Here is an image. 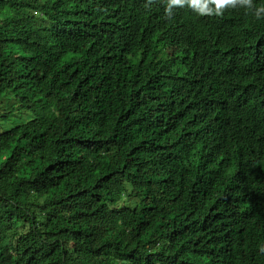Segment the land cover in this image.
I'll use <instances>...</instances> for the list:
<instances>
[{"label": "trees", "instance_id": "obj_1", "mask_svg": "<svg viewBox=\"0 0 264 264\" xmlns=\"http://www.w3.org/2000/svg\"><path fill=\"white\" fill-rule=\"evenodd\" d=\"M0 264H264V0H0Z\"/></svg>", "mask_w": 264, "mask_h": 264}, {"label": "rangeland", "instance_id": "obj_2", "mask_svg": "<svg viewBox=\"0 0 264 264\" xmlns=\"http://www.w3.org/2000/svg\"><path fill=\"white\" fill-rule=\"evenodd\" d=\"M21 119V115L19 113H16L15 115H13L11 117V120L7 121V122H0V127L2 130H6L12 127V125Z\"/></svg>", "mask_w": 264, "mask_h": 264}, {"label": "snow or ice", "instance_id": "obj_3", "mask_svg": "<svg viewBox=\"0 0 264 264\" xmlns=\"http://www.w3.org/2000/svg\"><path fill=\"white\" fill-rule=\"evenodd\" d=\"M180 2H181V0H173V3H176V4H178V3H180ZM219 2H220V3H226L227 0H219Z\"/></svg>", "mask_w": 264, "mask_h": 264}, {"label": "bare ground", "instance_id": "obj_4", "mask_svg": "<svg viewBox=\"0 0 264 264\" xmlns=\"http://www.w3.org/2000/svg\"><path fill=\"white\" fill-rule=\"evenodd\" d=\"M263 1V0H262Z\"/></svg>", "mask_w": 264, "mask_h": 264}]
</instances>
